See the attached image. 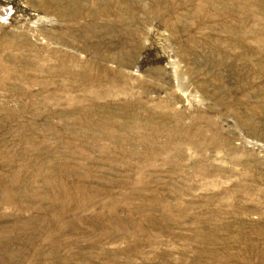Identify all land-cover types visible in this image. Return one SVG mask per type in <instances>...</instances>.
Masks as SVG:
<instances>
[{
  "label": "rangeland",
  "instance_id": "1",
  "mask_svg": "<svg viewBox=\"0 0 264 264\" xmlns=\"http://www.w3.org/2000/svg\"><path fill=\"white\" fill-rule=\"evenodd\" d=\"M0 264H264V0H0Z\"/></svg>",
  "mask_w": 264,
  "mask_h": 264
}]
</instances>
